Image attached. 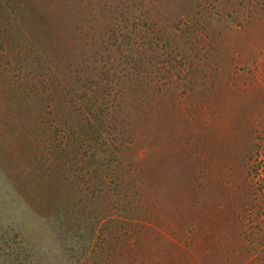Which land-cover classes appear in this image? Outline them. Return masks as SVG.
<instances>
[{"label": "rangeland", "instance_id": "rangeland-1", "mask_svg": "<svg viewBox=\"0 0 264 264\" xmlns=\"http://www.w3.org/2000/svg\"><path fill=\"white\" fill-rule=\"evenodd\" d=\"M0 264H264V0H0Z\"/></svg>", "mask_w": 264, "mask_h": 264}]
</instances>
